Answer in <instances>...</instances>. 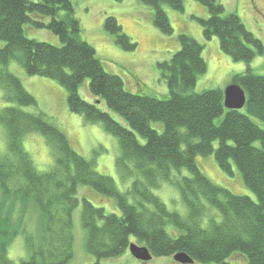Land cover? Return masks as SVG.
<instances>
[{
	"label": "trees",
	"instance_id": "1",
	"mask_svg": "<svg viewBox=\"0 0 264 264\" xmlns=\"http://www.w3.org/2000/svg\"><path fill=\"white\" fill-rule=\"evenodd\" d=\"M185 1L141 0L152 8L153 23L165 36H172L174 29L164 7L183 13ZM194 1L209 10L208 19L194 17L204 39L218 38L226 56L247 66L246 73L232 77V84L246 94L241 111L225 108L222 90L193 92L208 67L204 45L188 35H179L181 50L157 65L169 98L136 95L126 90L121 77L105 70L94 47L82 39L72 0H0V42L5 43L0 49V89L4 102L13 105L0 111L8 139V152L0 153V264L17 263L9 258V248L21 235L30 257L20 264H68L75 256L73 215L80 205L86 251L97 260L92 264L130 251L133 238L153 258L186 253L199 264H236L230 260L237 256L247 264H264V129L251 119L264 123V76L250 67L258 55L264 56V46L237 14H227L216 0ZM26 26L51 32L62 46L29 39ZM105 30L121 49L136 51L116 18L105 19ZM11 62L30 77L58 83L67 91L72 114L101 124L118 139V171L134 179L129 190L121 192L114 179L99 174L94 161L79 155L43 113L22 110L37 108L38 103L9 71ZM87 80L94 104L79 94ZM103 104L128 127L101 110ZM152 123L163 124L164 133L154 130ZM35 133L43 136L53 158L47 171L41 172L22 146L24 137ZM212 155L225 173L233 176L234 168L241 173L257 201L233 194L202 172L198 158ZM183 170L189 176L171 175ZM163 182L180 191L186 217L170 211L154 194ZM80 187L115 200L120 215L80 200ZM168 225L179 231L176 237L167 232Z\"/></svg>",
	"mask_w": 264,
	"mask_h": 264
},
{
	"label": "rangeland",
	"instance_id": "2",
	"mask_svg": "<svg viewBox=\"0 0 264 264\" xmlns=\"http://www.w3.org/2000/svg\"><path fill=\"white\" fill-rule=\"evenodd\" d=\"M36 1V0H34ZM225 7L227 14H237L243 24L264 46V0H216ZM75 15L81 22L82 39L90 44L97 52L99 60L105 70L119 76L125 83L127 91L143 96H151L159 99H168L169 90L167 84L161 79L158 64L169 61L173 55L181 50L179 35L185 34L204 45V59L207 63V74L197 82L194 93H202L207 90L224 91L232 84L233 76L247 72L245 63H235L226 56L220 47L218 38L210 41L204 39L203 28L194 18L208 19L209 10L194 0H186L183 13L164 7L174 29L172 36L163 35L153 23V10L145 6L141 0H72ZM187 2V3H186ZM108 16L117 19L124 33L136 45V51L126 52L116 43V37L105 30V19ZM26 36L42 43H48L58 47L62 46L60 39L48 31L31 30L25 27ZM5 46L0 42V49ZM231 62V63H230ZM233 64L234 67H231ZM254 74L264 76V56L258 55L250 64ZM246 69V70H245ZM9 71L19 78L25 88L37 100V108H22L28 113H43L69 138L73 149L87 160L94 161L96 171L114 179L121 192L129 190L134 182L131 177L124 178L117 168V161L121 157L119 141L113 135L107 133L101 124L86 122L81 115L72 114L68 107L67 91L58 83L41 77H30L17 63L11 62ZM231 77V79H230ZM89 81H85L79 89V94L86 102L94 104L95 99L89 92ZM225 99V97H224ZM8 105L3 100V91L0 89V111ZM101 110L109 113L126 128L127 123L118 115L112 113L106 105ZM246 112V111H244ZM252 121L264 129V123L251 117ZM220 121H217L219 123ZM152 128L164 133V125L152 123ZM144 144L145 140L138 136ZM23 148L31 155L36 167L42 172L47 171L53 163V158L43 136L31 134L24 137ZM255 146L262 148L260 142ZM8 152L7 132L0 124V153ZM198 165L202 172L216 185L231 191L235 195L247 196L257 201L253 192L247 188L241 173L234 168L233 176L225 173L219 167L214 155L199 157ZM174 178L189 176L186 170L180 173L172 171ZM170 211H178L183 217L187 216L188 209L182 201L180 191L171 183L163 182L161 188L154 190ZM78 198L91 202L95 207L104 208L107 214L120 215V209L115 200L109 199L90 187H80ZM218 221L221 217L216 211ZM82 206L80 205L73 215V236L75 256L68 264H92L97 260L86 251L87 232L82 226ZM32 222L28 223V225ZM29 229H31L29 227ZM167 232L176 237L179 232L173 226L168 225ZM133 244H138L133 238ZM30 254L25 245V237L19 236L9 248V258L20 264V260L29 259ZM247 264L237 256L231 263ZM100 264H177L174 258L155 257L149 262L136 260L130 253L103 260ZM181 264V263H178ZM199 264V263H195ZM234 264V263H233Z\"/></svg>",
	"mask_w": 264,
	"mask_h": 264
},
{
	"label": "water",
	"instance_id": "3",
	"mask_svg": "<svg viewBox=\"0 0 264 264\" xmlns=\"http://www.w3.org/2000/svg\"><path fill=\"white\" fill-rule=\"evenodd\" d=\"M225 108L228 110L241 111L245 108L247 99L245 92L235 84L228 86L224 90ZM131 255L138 261L149 262L153 259L149 250L145 247L132 244L130 246ZM174 261L181 264H194V260L187 254L180 253L174 257Z\"/></svg>",
	"mask_w": 264,
	"mask_h": 264
},
{
	"label": "bare ground",
	"instance_id": "4",
	"mask_svg": "<svg viewBox=\"0 0 264 264\" xmlns=\"http://www.w3.org/2000/svg\"><path fill=\"white\" fill-rule=\"evenodd\" d=\"M134 245H135V244H134ZM138 246H140V245H138ZM140 247H143V246H140ZM145 248H146V247H145ZM129 250H130V249H129ZM149 252H150V251H149ZM179 254H180V253H179ZM185 254H186V253H185ZM187 255H188V254H187ZM175 256H176V255H175ZM175 256H174V257H175ZM188 256H189V255H188ZM174 257H173V258H174ZM189 257H190V256H189ZM190 258H191V257H190ZM191 259H192V258H191ZM194 262H195V261H194ZM175 263H177V262L175 261ZM177 264H178V263H177ZM194 264H195V263H194Z\"/></svg>",
	"mask_w": 264,
	"mask_h": 264
},
{
	"label": "crops",
	"instance_id": "5",
	"mask_svg": "<svg viewBox=\"0 0 264 264\" xmlns=\"http://www.w3.org/2000/svg\"><path fill=\"white\" fill-rule=\"evenodd\" d=\"M231 63V62H230ZM232 66L231 67H234V65L233 64H231ZM230 79H231V77H230Z\"/></svg>",
	"mask_w": 264,
	"mask_h": 264
}]
</instances>
